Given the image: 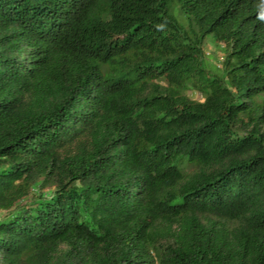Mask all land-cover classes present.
<instances>
[{"label": "trees", "instance_id": "16d2710c", "mask_svg": "<svg viewBox=\"0 0 264 264\" xmlns=\"http://www.w3.org/2000/svg\"><path fill=\"white\" fill-rule=\"evenodd\" d=\"M0 264H264V0H0Z\"/></svg>", "mask_w": 264, "mask_h": 264}, {"label": "rangeland", "instance_id": "374dc122", "mask_svg": "<svg viewBox=\"0 0 264 264\" xmlns=\"http://www.w3.org/2000/svg\"><path fill=\"white\" fill-rule=\"evenodd\" d=\"M222 46V45H221ZM221 46H217L215 43V40L208 36L205 40L204 44V50L207 55V62L210 65H219L223 59V51L221 49ZM191 97H198L196 93L188 92Z\"/></svg>", "mask_w": 264, "mask_h": 264}]
</instances>
